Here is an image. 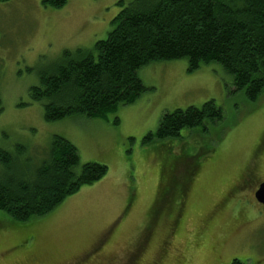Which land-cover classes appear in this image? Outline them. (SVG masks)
Here are the masks:
<instances>
[{
    "label": "rangeland",
    "instance_id": "1",
    "mask_svg": "<svg viewBox=\"0 0 264 264\" xmlns=\"http://www.w3.org/2000/svg\"><path fill=\"white\" fill-rule=\"evenodd\" d=\"M130 1L69 0L61 8L43 0L0 1V148L16 157L21 144L26 152L21 160L29 156L38 164L52 136L61 134L77 146L82 163L108 166L101 180L41 218L13 223L0 211V264H62L88 253L112 228L101 260L89 264H231L233 258L264 264V206L258 207L253 195L264 180V156H254L264 142V92L258 101H249L244 92L232 90L233 78L220 64H202L190 72L188 61L179 59L140 68L149 90L109 113L112 124L83 116L46 121L43 105L31 99L29 90L42 69L65 48L92 47L104 38L122 8L119 2ZM212 99L223 109L221 121L207 119L195 129H183L179 138L143 143L163 114ZM164 153L171 161L194 157L199 168L175 233L173 216L163 215L139 250L161 177L168 175L161 174ZM165 162L171 166L169 159ZM248 167L255 168L258 184L235 196V204L245 199L250 204L244 216L232 202L220 205L246 178Z\"/></svg>",
    "mask_w": 264,
    "mask_h": 264
},
{
    "label": "trees",
    "instance_id": "2",
    "mask_svg": "<svg viewBox=\"0 0 264 264\" xmlns=\"http://www.w3.org/2000/svg\"><path fill=\"white\" fill-rule=\"evenodd\" d=\"M68 1L43 3L61 8ZM119 4L122 8L104 38L92 47L65 48L39 72L29 95L43 105L46 121L76 116L109 120V113L149 90L138 70L154 61L186 59L190 72L202 64L218 63L232 76L233 91L244 92L249 101L260 99L264 92V0H132ZM2 107L0 93V111ZM223 118V109L213 99L200 107L176 109L162 115L157 130L148 132L143 143L179 138L183 129ZM118 122V118L113 121ZM19 145L16 157L0 148V211L13 223L25 224L53 212L66 198L108 172L102 162L82 163L77 146L61 134L52 136L38 164L29 156L23 162L25 147ZM165 158L171 166L164 163ZM162 160L161 174L165 169L169 172L160 180L164 199L149 214L147 237L163 215L171 214L176 227L191 178L199 168L189 155L171 161L164 153ZM143 245L141 239L137 249ZM231 264L247 263L233 258Z\"/></svg>",
    "mask_w": 264,
    "mask_h": 264
},
{
    "label": "flooded vegetation",
    "instance_id": "3",
    "mask_svg": "<svg viewBox=\"0 0 264 264\" xmlns=\"http://www.w3.org/2000/svg\"><path fill=\"white\" fill-rule=\"evenodd\" d=\"M264 139V138H263ZM262 139V140H263ZM264 141V140H263ZM262 146V148L264 147V142H263V145H261ZM262 148H259L257 151H255V155L254 156H256L257 157V159H260V158H262L263 156H264V154H263V151L261 150ZM260 153L261 154H263L262 156L260 155ZM254 156H253V159H254ZM255 166H258V163H257V161L255 162ZM253 166H254V164H253ZM249 169L248 170H250V171H248L246 174H247V179L245 178L244 179V176L243 177H241L240 179H239V181L235 184V186L230 190V192H229V195H227L224 199H223V201L221 202V207H224L225 205L227 206L228 204H229V202H232V205L236 208V209H239L242 213H243V215L244 216H247V215H249V211H251L250 210V204H249V202H248V200H240V202L238 203V204H235V201H236V199H235V196H237L238 195V193L241 191V190H243V189H245V188H249V187H252V186H256L258 183V178L255 176V168L254 167H248ZM247 170V169H246ZM264 181V180H263ZM262 181V182H263ZM261 183V182H260ZM260 183L254 188V190H253V195H254V198H255V202H256V205L259 207H262V205L264 206V204L263 203H261V202H259L257 199H256V194H255V192H256V190L258 189V187H259V185H260ZM188 195L185 197V199H184V210H182V212H181V216H180V218H179V221H180V219L184 216V214H185V206L187 205V201H188ZM163 197H162V194H161V186H160V189H159V191H158V194H157V197H156V200H155V203H154V207H153V209L155 208V206H156V204L158 203V202H160L161 201V199H162ZM225 206V207H226ZM153 209H151V215H152V211H153ZM215 210H217V206H216V209ZM215 210H214V212L211 214V216L213 217L214 215V213H215ZM176 212L178 213V210H176ZM183 212H184V214H183ZM209 214V213H208ZM176 216V215H175ZM206 217H208V216H206ZM150 218H151V216H150ZM211 218V217H210ZM209 219V218H208ZM207 219V220H208ZM179 221H177V224H176V227H175V224L174 225H171V227L173 228V230L175 231L176 230V228L178 227V224H179ZM241 222L239 221L237 224H240ZM236 224V225H237ZM201 231H204V228L202 227V228H200V227H198ZM113 229V228H112ZM112 229L110 230V232H109V234L107 235V236H105L103 239H101L99 242H98V244L93 248V249H90L89 251H88V253H86L85 251V253L84 252H82V253H80L79 255H77V256H74L72 259H69V260H67V261H65L64 263H62V264H89V263H91V262H94V259L95 258H97L96 259V261H100L101 260V253L102 252H104L105 251V248H106V242H107V240L110 238V234H111V232H112ZM114 230V229H113ZM149 234V233H148ZM151 236H152V233L147 237V240L149 241L150 239H151ZM232 238V237H231ZM143 239V244H146L148 241H146L144 238H142ZM95 261V262H96Z\"/></svg>",
    "mask_w": 264,
    "mask_h": 264
},
{
    "label": "water",
    "instance_id": "4",
    "mask_svg": "<svg viewBox=\"0 0 264 264\" xmlns=\"http://www.w3.org/2000/svg\"><path fill=\"white\" fill-rule=\"evenodd\" d=\"M255 194H256L257 200L264 204V181L260 183Z\"/></svg>",
    "mask_w": 264,
    "mask_h": 264
}]
</instances>
